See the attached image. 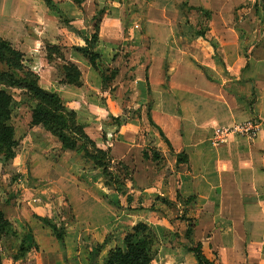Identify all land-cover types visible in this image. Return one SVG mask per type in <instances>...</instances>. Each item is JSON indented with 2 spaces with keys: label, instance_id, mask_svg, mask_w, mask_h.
Wrapping results in <instances>:
<instances>
[{
  "label": "crops",
  "instance_id": "0c3cea01",
  "mask_svg": "<svg viewBox=\"0 0 264 264\" xmlns=\"http://www.w3.org/2000/svg\"><path fill=\"white\" fill-rule=\"evenodd\" d=\"M190 2L215 15L206 22V36H184L175 23L171 33L148 34L152 42L149 113L147 116L144 110L149 96L142 92L141 119L120 126L111 120L123 115L121 107L114 104L116 97L106 96L102 107L98 105L99 112L94 108L85 111L77 104L100 101L94 90L101 80L89 61L72 47L76 34H18L12 17L20 13L19 9L12 17L0 16L2 37L24 53L40 84L58 92L76 112L78 122L88 124L86 133L100 148L109 149L111 161L139 171L135 172V185L127 183L126 194L115 190L108 193L95 180H89L87 187L77 177L63 180L75 220L66 231L73 232L76 239L72 241L66 233L61 241L64 250L59 249L58 239L39 219L49 205L43 200L49 194L44 189L49 182L32 181L25 192L30 199L5 205L7 216L20 235H33L27 246L30 250L16 261L7 254L1 264H68L75 244L89 237V241L96 243L103 235L116 231L117 236L102 241L98 263L104 264L117 239H122L139 222L148 224L160 241L159 252L151 264H198L190 250L198 243L214 264H264V34H258L255 43L249 40L246 47L247 36L256 34H242L239 24L230 25L235 23L234 10L240 0ZM38 3L47 9L40 0ZM24 4L32 10L28 1ZM68 9L72 18V8ZM44 12L42 17L48 25L49 17ZM76 15L74 10L73 17ZM99 39L101 53H106L101 47L105 34ZM48 44L67 45L68 60L82 70V86L60 83L63 73L54 58L48 59ZM165 64L169 88L161 84L160 69ZM28 119L31 122V112ZM149 119L164 134L163 137L154 133L151 142V147H158L161 152L163 163L159 169L143 153L146 139L140 129ZM246 120L259 123L256 137L229 136L218 144L212 141L216 127ZM17 133L20 132H16L15 139L21 141ZM165 138L169 144L163 142ZM21 142L25 148L38 144L31 137ZM19 159L16 157L15 164ZM142 169L145 174L140 172ZM108 194L110 199L116 197L118 206L105 198ZM190 197L193 199L187 202ZM164 198L176 204H168ZM189 225L192 233L187 239L185 231ZM44 234L50 235L49 242ZM178 234L184 235L183 243L177 242Z\"/></svg>",
  "mask_w": 264,
  "mask_h": 264
},
{
  "label": "rangeland",
  "instance_id": "374dc122",
  "mask_svg": "<svg viewBox=\"0 0 264 264\" xmlns=\"http://www.w3.org/2000/svg\"><path fill=\"white\" fill-rule=\"evenodd\" d=\"M27 1L32 6V10L24 4ZM38 1L0 0V16L12 17L16 10L19 9L20 13H16L12 17L16 22V24L13 23L12 25H16L14 29L18 34H76V37L72 40L75 42L72 46L75 50L76 47L85 45L84 38L90 36L99 28V38L101 34H105V40L101 47L107 50L106 53H101V48L98 46L101 57L98 61L99 70H95L99 73L98 78L101 80V85H97L94 91L96 96H99L100 101H95L91 104L81 102L77 104L81 105L80 108L85 111L94 108L99 112L101 109H98V107H102L101 103L105 101L106 96L116 97L114 104L121 107L123 115L119 117L113 116L111 120L118 126L122 125L121 123L141 119L142 110L144 109V105L140 103L142 92L149 96V101L145 104L144 109L147 116L149 113L152 103V90L149 87L150 76L148 69L151 65L152 42L148 34L156 33L161 36V33H171L174 27L173 23H175L176 28L181 30V34L194 37L193 31L205 28L209 18L215 16L210 13L208 17L200 10H191L189 8L190 5L193 6L195 4V7L198 6L195 2H190V0H82L81 2L76 0H52L50 5L46 4L44 0H40L42 4L47 6V9H42ZM182 2H186L187 5L184 6V3L181 4ZM70 7L72 8V18L68 16V8ZM45 10L46 18L49 17V26L46 25L42 17ZM74 10L77 14L75 17H73ZM234 11L233 21L235 23H230V25L239 24L242 34H256L249 35L246 39L247 45L249 40H253L255 43L258 34H264V0H240ZM231 14L233 12L228 15ZM148 21H150L149 26ZM6 28L12 29L11 25H6ZM98 43L100 45V42ZM250 44L252 45V43ZM54 46L58 50H52L51 57L55 59L56 64L63 73L62 67L66 61H69L65 54L68 53L67 45L55 44ZM24 63L25 66L28 65L26 58H24ZM166 65H163L160 69L162 75L161 84L169 88L170 77ZM80 72L81 81L78 86L83 85L82 70ZM103 72L106 76L105 81L102 78ZM12 75L28 79L33 77L29 70L17 69L7 63V60L0 59V87L11 93L14 98L8 124L14 127L15 134L18 131L20 132L17 134L22 139L21 141L28 139V137H31L33 141H38L36 146L32 144L30 148H25L19 139H15L11 147L4 146L0 142V220L7 219L13 224V228H10L8 233L7 230H4V232L0 231V260L8 254L16 261L30 250L27 246L31 244L34 237L31 232H28L25 237L20 235L12 219L7 216L5 205H9L12 201L17 205L24 198L30 199L25 192L32 181L45 180L49 182L47 187H44V189L49 190V194L47 193L43 199L49 205L44 211V217L39 219L51 230L52 236L55 237L52 227L45 224L44 220H49L51 223L57 224L58 227L65 225L66 229L69 225H74L75 221H73L71 205L63 190V180L71 181L77 177V179L84 182V187L89 186V182L95 180L109 193L114 188L111 190L108 186H105L104 182L122 181L126 184H124L125 186L128 183L129 186L133 187L135 185V172L139 171L132 166L122 167L120 162H114L111 159L106 160L105 165L107 168L94 165L82 155L83 153L64 149L61 142L50 135L43 127L36 125L34 128L31 122L28 121V117L29 113H32V109L37 105V100L27 91H19L15 89L16 87L10 86L9 83L13 80ZM88 77L91 79L90 75ZM64 78L65 75L63 73V79L60 83L64 82ZM143 86L145 87L143 88ZM89 93V91H86V94ZM75 96L78 95L75 94ZM65 103L71 109L66 101ZM80 122V124L84 125L85 132H87L86 126L88 124L84 121ZM140 132L145 135L146 139L145 151H143L144 156L153 159L157 165L154 168L159 169V166L163 163L161 152L158 147H151L153 134H160L159 129L149 119L148 122L142 124ZM29 133H33V135ZM163 142L167 143L165 140ZM83 143L89 150L93 149L87 141H83ZM105 150L109 152V149ZM10 152L14 154L13 158L5 156V154ZM16 157L21 159L17 160L15 164ZM105 157L104 154H98V158L103 162L107 159ZM140 172L145 174L144 169L140 170ZM115 186L111 185V187ZM103 194L106 193L103 192ZM105 198L109 200V194ZM110 200L118 206L116 197ZM14 229L15 233H13ZM66 233L68 231L65 232V235H67ZM72 235L73 232L69 231L68 238L75 241L76 239ZM49 236V234H44L46 242L50 241ZM114 236H117L116 231L113 235L112 233L103 235L96 243L89 241V237L81 244H75L73 250L69 252L71 263L68 264H91V262L99 264L100 252H97L96 257L92 260L91 249L103 244L104 238H113ZM184 240H186L184 235L178 234L177 242L183 243ZM58 242L59 249L64 250V245L61 241L58 240ZM118 243H122L120 238L119 240L117 239L116 245ZM48 247H53V245Z\"/></svg>",
  "mask_w": 264,
  "mask_h": 264
},
{
  "label": "trees",
  "instance_id": "16d2710c",
  "mask_svg": "<svg viewBox=\"0 0 264 264\" xmlns=\"http://www.w3.org/2000/svg\"><path fill=\"white\" fill-rule=\"evenodd\" d=\"M44 1L48 5L52 4V0ZM76 1L81 2L82 0ZM181 4L184 6L187 5L186 2H182ZM189 8L191 10H200L208 17L210 15V12L202 7L189 6ZM193 33L194 36L205 37L206 29L201 28L199 30H194ZM84 40L85 45L76 47V50L82 53L96 70H99L98 61L101 57L98 50L99 28H97L90 36L85 37ZM246 47H248V45ZM54 49L58 50L54 45H47V57L49 60L53 59L51 57V51ZM24 57V53L13 47L10 41L4 39L0 31V59L7 60V63L17 69L29 70L33 75L31 79L12 75L13 80L9 83L12 87L25 89V91L37 100V105L32 109L31 123L35 126L43 127L50 133V135L61 142L64 149L83 153L82 155L94 165L107 168L105 165L106 160H112L110 154L108 155V150L100 148L95 141L89 137L84 130V125L78 122L76 112L67 107L64 99L58 92L48 90L40 84L39 76L27 64V66H25ZM62 69L65 75L63 80L65 83L74 84L76 86L80 85L81 72L75 63L66 61ZM102 78L103 81L106 80L104 72L102 73ZM13 100L14 98L12 94L0 87V142L2 145L10 147L15 140L14 127L8 124ZM151 122L153 123L152 120ZM159 132L164 137V134L160 129ZM165 140L169 144V141L166 138ZM83 141H87L93 149L89 150L86 148ZM98 154H104L106 156L105 158L107 159H105V162L98 158ZM5 156L7 158H13L14 154L10 152L5 154ZM178 160H180L179 156ZM121 166L124 167V165ZM104 184L110 189L114 188V190L119 193H127V186H125L126 184L122 181H113V183L104 182ZM112 184L116 186L111 187ZM192 199L193 197L188 198L187 202H190ZM163 200L171 205L176 204L167 198H164ZM44 222L52 227L55 237L59 241L64 240L66 232L65 225L58 227L57 224H53L49 220H44ZM12 225V222L7 219L0 220V231L4 232V230H7L8 233L10 228H13ZM15 232L14 229L13 233ZM191 233L192 227L189 225L185 231V237L189 239ZM121 240L122 243H118L114 248L110 249L104 259V264H151L159 252L160 241L153 229L144 222H139L134 225ZM101 248L102 245L99 244L91 249L90 255L92 260L96 257L97 252H100ZM190 250L194 253L198 264H214L213 261L204 254L200 243L193 245ZM91 264L94 263L91 262Z\"/></svg>",
  "mask_w": 264,
  "mask_h": 264
},
{
  "label": "built area",
  "instance_id": "2783aa9c",
  "mask_svg": "<svg viewBox=\"0 0 264 264\" xmlns=\"http://www.w3.org/2000/svg\"><path fill=\"white\" fill-rule=\"evenodd\" d=\"M259 130V123L254 120H246L229 126L216 127L212 141L216 144L222 143L229 136H244L254 138Z\"/></svg>",
  "mask_w": 264,
  "mask_h": 264
}]
</instances>
